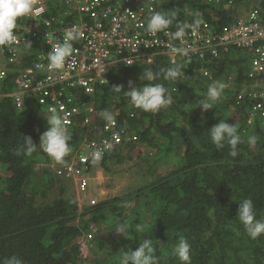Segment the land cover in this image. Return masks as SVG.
I'll list each match as a JSON object with an SVG mask.
<instances>
[{"label": "trees", "instance_id": "trees-1", "mask_svg": "<svg viewBox=\"0 0 264 264\" xmlns=\"http://www.w3.org/2000/svg\"><path fill=\"white\" fill-rule=\"evenodd\" d=\"M46 2L48 14L56 11L57 0ZM163 2V11L177 12L170 28L182 26L184 11L189 7L212 9L203 0ZM234 21L227 9L218 8L214 21L217 29ZM18 23H22L21 18ZM24 24L35 27L32 23ZM24 36L31 39L32 46L25 49L22 64L15 66L19 68L31 65L49 39L46 34L35 38L31 34ZM248 58V53L231 47L219 60L206 54L204 58L195 56L191 62L180 63L187 80L173 82L161 77L153 82L164 84L173 100L157 113L132 107L124 92L130 90V83L133 87L148 83L140 79L144 69L160 72L161 68L173 67L167 57L157 56L151 64H120L112 70L110 84L99 89L97 111H116L119 121L127 119L122 123L124 133L137 136L138 141L108 153L98 164L112 172L113 165L128 161L133 151L141 155L137 148L140 144L145 148L146 167L142 169L147 176L138 188L93 207H79L69 186L59 182L47 165L54 161L41 149L31 156L15 154L24 137H30L39 147L40 136L47 129V121L38 112L41 92L28 96L22 109L12 97H3L0 102V261L15 255L25 264H120L124 252L135 251L144 239H151L158 264H181L172 255V249L179 237L184 236L191 245L192 264H264V235L252 240L237 217L239 202L250 197L256 219L264 220V131L258 122L254 127L248 125L249 100L237 107L234 96L247 78ZM201 65L210 67L214 79L227 81L233 75L236 78L233 91L224 89L214 109L207 112L199 107L211 82L194 74ZM15 75L10 74L0 85V93L13 91ZM117 85H123L122 93L111 89ZM72 87L68 88L69 92L82 93L80 87ZM87 115L83 112L70 127L73 132L68 142L70 150L75 142L87 136L84 125ZM220 120L238 126L242 142L235 158L229 155L227 146L217 150L208 137V130ZM90 127V140H98L105 133L101 131L103 124L93 121ZM252 135L259 137L254 146L248 144ZM125 203L129 207H124ZM120 222L129 225L128 238L114 231ZM138 223L145 226L144 232L135 230ZM92 225L98 228L96 232H92ZM103 229L107 232L105 239L101 237ZM89 235V243L96 248L107 245L109 248L104 257L94 252L92 262L85 263L81 241Z\"/></svg>", "mask_w": 264, "mask_h": 264}, {"label": "clouds", "instance_id": "clouds-1", "mask_svg": "<svg viewBox=\"0 0 264 264\" xmlns=\"http://www.w3.org/2000/svg\"><path fill=\"white\" fill-rule=\"evenodd\" d=\"M206 5H212V9L207 11L193 9L192 7L187 8L184 11V19L182 20V26L176 28H170L169 26L173 24L174 19L177 16L175 10L163 11V0H157L156 10H152L149 14V18L144 22L143 26L138 28L131 26L128 33V37L136 42L139 47V52L137 54V59L133 64H128L122 60V56L118 54L117 50L114 48L110 49L109 60L110 65L107 67L104 74L98 76L97 73H82L77 72L71 73V77L66 81L58 82L54 85H46V78L50 73L37 71V81L43 82L45 88L39 90L35 89L33 91L25 92L21 95L22 103H18L17 96V79L23 76L28 70L36 69V65L40 61V55L48 52L47 54V68L52 71L51 74L54 76L57 74L56 71H61L65 68L66 60L72 56L74 48H78L82 51V55L85 53V46L80 36L83 34L80 27L91 29L97 28L99 24H103L105 28H109V23L113 15L119 11L120 15L125 13V2L124 0H105L103 4L98 6L93 12L97 13V17L93 16V12H83L81 10V5L78 7H73L66 4L63 0H57L58 8L56 11L48 14V6L46 0H0V68L5 70L6 75L0 78V85L3 84L9 77L10 74L16 73L13 79L14 89L8 94L0 93V102L6 95L12 97L18 108L23 107L25 99L33 97L35 92H44L48 90L50 92H55L57 94H62L60 99L64 101L69 97H74V104L78 106L79 113L72 118V122L67 125L66 120L60 114L56 108H50L48 113L42 111L41 104L38 99V112L41 117L47 121V129L40 136L39 147L33 142L30 137H24V143L16 150V155L31 156L37 149H41L46 153L54 162L47 164L51 171L57 175V180L63 184L69 186L70 194L73 196L75 202L80 208L93 207L102 201L108 200V198H100L99 195L94 197L87 194V198L82 197V192L78 191L75 180L73 178H62L57 174V170L61 169L65 165L73 163V165L81 169L84 173L89 175L90 190L91 184L94 181L91 173L95 171H103V169L98 164L103 157L114 150L118 151L119 148L128 147L129 144L136 143L138 141L137 136H133L130 133H124L125 127L122 123L128 121L124 119L122 122L117 119L116 111L103 110L101 113L97 111V96L99 89L108 86L111 82V72L120 64H125L126 66H133L139 62L153 63L157 56H165L168 58V62L171 66L169 68H161L160 72H154L151 69H144L143 75L140 77L141 80H146L148 83L142 87H133L130 83V90L124 92L128 97L129 104L144 112L157 113L161 109L167 108L173 102L171 93L168 88L162 83H153L158 81L161 77L164 80L177 82L181 78L188 79L185 76L184 69L179 65L182 62H191L192 59L177 58L176 62H172V56L164 50L146 49L145 43L147 40L151 39V35L155 36L157 33L163 35L166 31L171 33L173 39L182 40L186 35V30L191 29L195 32L201 20L206 21L209 24V30L215 37H220L224 34L225 28H232L240 20H247L250 11V3L253 0H203ZM231 2V3H230ZM239 3V4H238ZM264 0L259 2L258 9L260 11L261 17L264 20ZM226 6L227 11L230 13L232 19L235 18L233 23H229L223 27L217 29L214 25V21L217 19L218 8H224ZM111 8L113 14L108 18L103 16L105 10ZM38 9V12L36 11ZM47 12V17L45 14ZM18 18H21L22 23H18ZM189 23H185L187 21ZM24 23H32L35 27H27ZM43 27V28H42ZM71 27V28H70ZM69 28V29H67ZM66 29V30H65ZM65 30V32H63ZM173 32V33H172ZM20 37L23 42L17 45L18 56L16 61L9 63L6 61L5 55L1 53V48L6 49L13 45L17 36ZM33 35V37H40L41 34H46L49 39L45 42L46 46L41 49L31 65L24 68H19L15 66H20L24 58L25 49L32 46L31 39L25 37L24 35ZM24 39H26L24 41ZM215 48L217 50L218 56H213L214 60H219L223 54L230 51L231 47L235 49L242 50L249 54L247 61L248 73L247 78L244 82L240 84V90L236 93L235 99L237 107H241L246 101L249 100L250 106L248 110V125L254 127L255 124L260 125L259 127L264 131V116L258 113L254 106L258 102L264 101L262 95H264V77L257 75L252 77V61L254 59L253 50L248 47H241L234 44H220L217 39L214 41ZM173 53L186 56L188 54L187 50L183 47L173 48ZM211 55L210 53H208ZM7 56L8 53H6ZM80 55V56H82ZM200 58V57H199ZM4 65V66H1ZM205 71H208L207 74ZM194 74L202 76L204 79H208L211 84L207 88L206 98L200 101V109L203 112L214 109V104L222 97L224 89L229 88V90L234 89L236 85V78L233 76L229 77L227 81H222L221 78L214 79L210 67L207 65H201L194 71ZM88 79L92 77L94 79V87L92 91H87L83 85H78L76 81L80 78ZM76 83V84H74ZM80 87L82 93L80 95L73 94L68 91V88ZM178 83L174 89H176ZM58 86H61L57 89ZM123 85L113 86L111 89L116 93H122ZM41 97V96H40ZM39 97V98H40ZM242 97V98H240ZM83 112H87V116L84 119V125H86L85 131L86 135L82 140H85L83 147L76 146L73 150H70L69 141L71 136L73 137V132L69 134L68 128H70L76 118L82 115ZM97 122L103 124L101 131H104L98 140L92 139L88 136L91 131V123ZM110 130H107V127ZM117 134L121 137V143L111 144L113 141V136ZM208 137L212 144L217 150H222L226 146L229 148V155L233 158L238 155V145L242 142V137L238 131V126L236 124H229L225 120H220L211 129L208 130ZM81 140V141H82ZM259 137L252 135L248 138V144L254 146L257 144ZM104 143L103 148H95L89 153L85 154V147L90 143ZM141 146L137 145V148ZM107 151L104 155V151ZM128 151V150H126ZM73 152H77V155H73ZM176 153V148H174ZM183 152V151H182ZM177 155V154H176ZM67 157V160L65 159ZM82 157H86V161H82ZM57 162V163H55ZM114 171V170H112ZM89 199H96L97 203L93 206H88ZM124 207H129V204L125 203ZM240 223L243 225L245 232L248 237L252 240H256L262 235H264V220L256 219L255 205L253 200L249 198H244L239 202L238 215ZM97 228V227H96ZM135 230L137 232H144L145 226L141 223L135 225ZM117 234L128 238L129 236V225L124 222H120L114 230ZM88 239L89 237L82 238V240ZM90 244V243H89ZM91 245V244H90ZM156 249L152 243L151 239H144L135 251L124 252L120 259V264H158V258L156 256ZM172 255L178 258L181 264H192L191 257V245L184 236H180L176 242L174 248L172 249ZM0 264H25V262L18 256H11Z\"/></svg>", "mask_w": 264, "mask_h": 264}, {"label": "built area", "instance_id": "built-area-1", "mask_svg": "<svg viewBox=\"0 0 264 264\" xmlns=\"http://www.w3.org/2000/svg\"><path fill=\"white\" fill-rule=\"evenodd\" d=\"M66 4L78 7L81 5L83 12H93L98 6L103 4L105 0H63ZM218 2L220 0H217ZM250 3V11L247 20H240L232 28H225L222 36L215 37L209 30V24L201 20L198 29L193 32L191 29L186 30V35L182 40L173 39L171 33L166 31L163 35L157 33L155 36L151 35V39L145 43L146 49H155L160 51H167L172 56V62L179 58L190 59L195 56L204 58L206 54L210 53L213 56H218L215 48V39L220 44H234L241 47H248L253 50L254 59L252 61V73L251 76L261 75L264 77V20L261 17L258 9V4L262 0H253ZM125 2V13L120 15L119 11L116 12L110 20L109 28H105L103 24H99L97 28L86 29L80 27L83 33L80 38L84 42L86 50L82 55V51L78 48H74L73 54L66 60L65 68L61 71H56L57 74L54 76L52 71L47 68V54L43 53L40 55V61L36 65V69L28 70L23 76L17 79V96L18 103H22L21 95L25 92L39 90L45 88L43 82L37 81V71H43L50 73L46 78V85H54L58 82L66 81L71 77V73H97L101 76L105 73L107 67L111 64L109 58L110 49L114 48L118 54L122 56V60L128 64H133L137 59L139 47L136 42L128 37L130 27L136 28L143 26L144 22L149 18L150 12L156 10L157 0H124ZM231 3V2H230ZM38 12V9L36 10ZM113 14L111 8L105 10L103 16L108 18ZM93 16L96 18L97 13L93 12ZM185 23H189L188 20ZM71 28V27H70ZM69 29V28H67ZM66 30V29H65ZM63 30V32H65ZM173 33V32H172ZM16 34V33H15ZM113 35H116L115 39L111 42ZM17 40L9 48L2 47L1 53L5 55L6 61L12 63L16 61L18 56L17 45H20L23 40L16 34ZM26 39H24L25 41ZM109 46L107 48H103ZM183 47L187 50L186 56H181L173 53V48ZM8 53L9 56L6 55ZM82 55V56H80ZM207 74L208 71H205ZM6 75L5 70L0 68V78ZM264 80V79H263ZM76 83L83 85L87 91H92L94 87V79L92 77L84 79L80 77ZM74 83V84H76ZM62 94L50 92L45 90L41 93L39 98L41 109L48 113L50 108H56L60 114L64 117L69 125L72 122V118L79 113V108L74 104V97H69L64 101L60 99ZM264 96V95H262ZM242 98V97H240ZM264 100V97H262ZM254 109L264 116V101L258 102ZM110 130V127H107ZM121 137L117 134L113 136V144L121 143ZM104 141L100 144L90 143L86 145L84 153L87 154L95 148H103ZM109 150L104 151L103 155ZM86 157H82V161H86ZM57 174L62 178H73L79 192H82V197L87 198V194L90 193V182L89 175L84 173L81 169L75 167L73 163L63 166L57 170ZM96 199H89L88 206L96 205ZM92 232H96L97 228L92 225ZM91 235H89L90 238Z\"/></svg>", "mask_w": 264, "mask_h": 264}, {"label": "rangeland", "instance_id": "rangeland-1", "mask_svg": "<svg viewBox=\"0 0 264 264\" xmlns=\"http://www.w3.org/2000/svg\"><path fill=\"white\" fill-rule=\"evenodd\" d=\"M226 9V6H224ZM4 66V65H1ZM112 74V72H111ZM69 134H71V129L68 128ZM85 140L77 141L76 146L83 147ZM141 152L139 155L137 150L131 153L130 159L123 164L113 165L114 171H95L91 173L94 183L91 184V190L89 197L99 195L100 198H114L122 194H127L129 191L138 188L141 184L145 182L142 178L147 176V173L142 169L146 167L145 156L143 154L144 146L138 147ZM73 155H77V152H73ZM175 157V156H173ZM98 229V228H97ZM107 232L103 229L101 235L102 239H105ZM84 251V261L85 263H91V259H94V252L104 257L107 252L109 245L102 247L101 249L96 248L94 245H90L88 239L81 241ZM91 261V262H90Z\"/></svg>", "mask_w": 264, "mask_h": 264}, {"label": "bare ground", "instance_id": "bare-ground-1", "mask_svg": "<svg viewBox=\"0 0 264 264\" xmlns=\"http://www.w3.org/2000/svg\"><path fill=\"white\" fill-rule=\"evenodd\" d=\"M116 35H113V38L111 39V42L115 39ZM103 48H107L106 46Z\"/></svg>", "mask_w": 264, "mask_h": 264}]
</instances>
